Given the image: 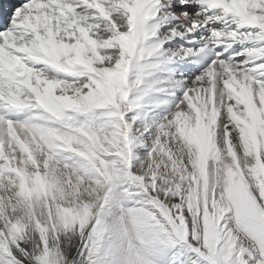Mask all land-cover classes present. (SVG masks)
Returning a JSON list of instances; mask_svg holds the SVG:
<instances>
[{"label":"snow or ice","instance_id":"obj_1","mask_svg":"<svg viewBox=\"0 0 264 264\" xmlns=\"http://www.w3.org/2000/svg\"><path fill=\"white\" fill-rule=\"evenodd\" d=\"M0 264H264V0H0Z\"/></svg>","mask_w":264,"mask_h":264}]
</instances>
